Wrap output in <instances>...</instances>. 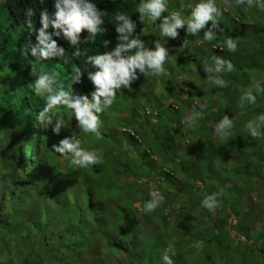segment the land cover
<instances>
[{"label":"trees","instance_id":"1","mask_svg":"<svg viewBox=\"0 0 264 264\" xmlns=\"http://www.w3.org/2000/svg\"><path fill=\"white\" fill-rule=\"evenodd\" d=\"M92 2L105 11V33L89 40L88 33L83 32L76 46L84 53L80 56H73L76 47L71 46L62 34L53 36L57 45L65 50L64 57H52L36 63L35 58L30 54L23 55L20 49L25 45L35 46L41 27L40 12L46 8L52 15L54 0H44V3H40V0H0V264H12L17 254H23L25 242L31 239L32 249L26 260L37 258L35 264H113V260L115 264H165L163 257L168 248L172 249L167 254L173 264H231V261L233 264H264V232H257L254 236L250 232L258 218L263 217L262 212H255L254 206H258L254 205L247 191L240 189L244 184L255 186L257 182L254 178L257 177L254 175L264 170V129L256 139L246 134L245 129L249 120L264 114V92L257 93L253 89L255 103L245 101L244 106H240L241 96L254 83L264 88V28L242 22V11L234 12L231 18L228 13H222L218 18L221 30L216 32L213 41L203 42V32H200L196 36L183 35L182 40L187 38L189 41L187 47L182 46L181 41L174 42L176 39L172 41V47L170 43H164L168 49H173L166 62L168 80L155 77L156 85L146 93L147 97H153L151 93L158 91L162 98H174L177 85L174 82L176 70L172 68L173 64L177 69L181 68L180 72L189 69L190 72L186 73L188 80L183 82V86L194 89V99L199 103L204 102L203 114L198 116L194 127H187L191 130L186 133L181 132L180 124H176L177 129L181 128L180 137L157 136L156 126L151 123L142 127L144 136L152 138L151 145L146 148L130 135L134 119L126 111L129 127L121 132L120 139L115 143L116 155L112 156L110 150L103 149L102 164L81 169L71 165V155L61 157L52 151V145L58 144L66 136L80 141L77 134L80 128H71L72 124L77 123L70 115L71 111L67 108L53 110L65 121L60 134H53L55 121L46 128L37 119L45 105V96L35 94L33 81L41 73L54 75L58 85L66 89L72 87L75 95H87L91 101L94 87L87 74L96 69L87 62V56L110 52L115 47L118 43L115 14L135 15L141 0ZM230 2L233 7L235 0ZM243 5L245 7L247 4ZM29 8L34 13L31 31L25 25V12ZM244 12L247 14L248 9L244 8ZM189 14L187 11L186 15ZM47 31L51 33L52 29ZM133 35L144 41L137 29ZM227 37H232L237 44L234 53L227 50ZM105 40L110 42L108 47L103 46ZM213 56L234 65L231 72L218 74L226 81L227 87L217 86L209 75L201 78L198 70L203 71L206 63L212 64ZM260 58L263 61H259ZM192 65L197 68L196 72H191ZM74 67H79L83 75L79 83L70 84ZM253 71L260 72V75ZM137 75L139 78L145 77L139 72ZM121 91V99H115L120 106L129 100L128 90ZM162 101L157 104L155 120L165 129L174 122L164 116ZM114 104L108 111L112 110ZM191 106L188 104L187 108L193 114ZM175 114L179 118L184 115L179 108ZM225 115L232 119L234 126L230 135L223 139L214 128ZM82 148L91 149L89 144H83ZM235 154L240 155L243 166L232 171L236 178L234 192L230 195L232 198L225 197L232 187L226 188L225 192L218 191L216 199L219 206L209 212L201 207L200 201L192 199L198 196V191L189 189L187 184L200 179L204 184L203 194L209 192L207 186L212 177H215V187L222 182L218 167L224 169ZM183 155L187 157L183 158ZM150 156L165 158L166 165L158 167L159 172L154 167L148 168L151 165L147 160ZM121 158L125 160L124 164L119 163L118 159ZM252 158L256 159L255 166L247 161ZM203 160L206 161L207 170L200 169ZM179 176L187 184L180 185ZM129 177L132 178L129 190L120 194L116 190L118 184ZM154 178V190L161 194L165 192L162 194L163 202L170 207L165 214L166 208L162 205L154 212L143 210L145 203L151 199L147 191L150 187L148 181ZM140 179L144 181L139 182ZM258 193L257 197L260 198L261 192ZM245 199L249 204L246 209H241L240 205ZM122 200L128 201V207L121 209L122 206L118 204ZM136 202L138 207H134ZM173 207H177L178 211L174 218ZM197 210L200 212L198 215H190ZM216 212L219 217L212 220V214ZM180 215L186 217L181 220ZM229 215L230 221L234 219V225L227 221ZM172 218L178 223L180 219V223L187 224L190 229L182 230L177 225L170 238L160 234L158 224H163L167 229ZM228 227L235 229V237L230 235ZM239 235H243L244 240L236 239ZM197 244L200 247H196ZM102 247L107 251L102 259L86 261L88 250L101 254ZM56 249H63V253H57Z\"/></svg>","mask_w":264,"mask_h":264},{"label":"clouds","instance_id":"2","mask_svg":"<svg viewBox=\"0 0 264 264\" xmlns=\"http://www.w3.org/2000/svg\"><path fill=\"white\" fill-rule=\"evenodd\" d=\"M221 2L229 7L232 6L230 0H221ZM40 3H44V0H40ZM245 3L251 7L254 0H235L236 5ZM255 3L264 10V0H255ZM184 8L190 9V14L187 17L182 16L180 11H174L164 16L163 14L167 11V0H141L136 11L139 13L140 22H143L145 18L153 23L160 21L158 25L160 35L165 38L175 40L179 36L178 29H184L186 36H196L203 32V42H211L216 39V32L221 30L218 18L222 15L220 8L217 6V0H201L195 5H182L181 9L183 10ZM33 14V9L31 8L25 12L27 17L25 25L29 31L33 29L31 20ZM104 16L105 11L100 10L92 0H54V13L52 15H49L46 8L40 12L41 27L37 32V43L35 46L29 47L25 45L20 51L26 56L30 54L31 57L35 58L34 61L36 63H41L52 57L63 58L65 50L59 47L52 37H59L62 34L71 46L76 47L80 43L81 34L86 31L88 39L94 40L98 35L106 31L103 27ZM114 19L118 25L115 27L118 43L110 52L87 56V62L96 69V71L88 72L87 74L88 80L94 87V91L91 93V101L87 95H75L72 87L66 89L63 85H58L54 75L41 73L33 81L35 94L37 96H45V105L38 113L37 119L46 128L55 121L52 127L53 134L59 135L61 129L65 126L64 119L53 110L67 108L71 111L78 128L85 133H92L97 137L101 136L100 114L113 105L116 94L122 87L129 92L132 91L130 85L132 81L139 78L137 72L144 76L151 75L154 77L169 75V72L164 67L170 56L169 49L164 47L159 40L154 41L153 49L146 47L145 41L133 35L137 25L128 15L118 12L115 14ZM209 24L211 25L210 27ZM49 28L52 29L51 33L47 31ZM109 43V41L105 40L103 46L108 47ZM188 43V39L185 38L182 46L187 47ZM225 44L229 52L234 53L236 51L237 44L232 37H227ZM82 54L84 53L76 47L73 56ZM233 68L234 65L230 61L213 56L212 64L206 63L203 66V71L210 76L213 83L217 86L227 87L226 81L221 79L218 74L225 71L231 72ZM191 71H197L195 65L191 66ZM82 75L81 69L74 67L70 84L79 83ZM253 89L257 93L264 92V88H261L259 83H254L241 96V107L244 106L245 101L255 103ZM192 112L193 116H190L187 121L188 127H194L196 124L195 118L201 114L196 111L195 107L192 108ZM117 114L122 116L124 112ZM155 121L153 119L148 124L155 123ZM233 126L232 119L225 115L216 123L214 130L221 138L226 139L230 135ZM245 129L253 139L259 138L262 135L261 129H264V114L249 120L245 124ZM52 151L58 153L61 157L71 155V165L81 169L103 163L102 152L85 150L81 147V141L74 140L69 136L60 140L58 144H53ZM155 157L150 156L149 159ZM152 163L154 162L150 161V164ZM220 170V174L223 173L222 169ZM223 170L226 174L227 171ZM150 196L151 199L145 203L143 208L148 213L153 212L164 201V196L157 191L151 192ZM250 197L252 199L251 195ZM262 199L264 200L261 195L258 203L254 202L253 199L252 201L254 205H260ZM244 203L246 202H242L240 208L247 207L243 206ZM218 206L216 194L207 195L201 201V207L209 212H213ZM262 216V218H258L261 226L264 225V214ZM263 229L262 226L259 230L260 234H263ZM195 246L200 247V244ZM171 251V248L165 250L163 257L165 264H173L167 254Z\"/></svg>","mask_w":264,"mask_h":264},{"label":"rangeland","instance_id":"3","mask_svg":"<svg viewBox=\"0 0 264 264\" xmlns=\"http://www.w3.org/2000/svg\"><path fill=\"white\" fill-rule=\"evenodd\" d=\"M217 1L219 2L218 6H219L221 12L222 13H228L230 18L233 16L234 12L236 13V11H242L243 12L242 13L243 18H241L242 22L244 21L247 24L251 23L252 25H257L259 29L264 28V18H263L264 17V10H262L261 8H259L256 5L255 0H254V3L251 7H249L248 5H246L245 7H244V5H236L235 2L234 3L232 2L233 7H229L227 5H224L223 3H220L221 0H217ZM231 1H234V0H231ZM199 2H201V0H167V11L164 13V16H167L174 11H180L182 16L187 17L188 16V15H186L187 11L190 12V9L184 8L182 10L181 6L182 5H188V4L195 5L196 3H199ZM244 8L248 9L247 14L244 12ZM0 14H1V9H0ZM258 16H260V18H257ZM130 18H131V20H133V22L136 23V25H137L136 29H137L138 33L140 34V36H142L144 38L146 47L153 49L155 40H159L162 45L164 43H167V44L170 43L171 47H172L173 39L165 38V37L160 35V31H159V27H158L160 21L153 23L150 20H148L147 18H145V20L143 22H140L138 12H136L135 15H133L131 13ZM241 19H240V22H241ZM209 26H211V25L209 24ZM178 30H179V36L174 42L179 43L181 41L180 43L182 44L183 40L185 39L184 38L182 40V37H183V35H186V32L184 29H183V31H181L180 29H178ZM164 47L168 48L167 46H164ZM174 47H176V45H174ZM169 52H173V49H169ZM259 61H263V58H260ZM167 66L168 65L165 63V65H164L165 69H167ZM172 68H174L176 70L174 82L177 85V90H176L177 92L174 94V98L172 97L171 100H167V98H165V97L162 98L161 93H158V91L151 93L153 95V97H151L150 95L147 97L146 93H148L150 88L153 89L156 85V81H155L156 78L155 77L145 76L143 78H138L137 80L132 81L131 85H130L132 88V91L130 93L128 91V96L130 97L128 102L125 104H122L120 106L116 101H114L115 104H114V107L112 108V110L108 111V108H107L104 110V112H102L100 114V120H101L100 133H101V136L97 137L95 134L85 133L81 129L77 130V134L79 135L80 141L82 143V147H83V144H89V147H91L90 151H97V152L101 151L102 152L103 149H108V150H110L109 153L112 156L116 155V153H115L116 149H114L115 143L117 140L120 139L121 132L127 130V128L129 127V122H126L127 119H126V115H125V112L129 111L130 118L134 119V123H133L134 125L132 126V124L130 123V128L132 126L131 131H130V133H131L130 135H133L141 146L149 148V146L151 145V139L152 138L150 136H147V137L144 136V134H143L144 132L142 131L144 128H142V127L148 125L149 121L156 118V114L158 113L157 104H158V102H160L162 100H163L162 105L164 107L163 109H165L163 112L165 115L164 114L163 115L168 116V118L171 121H173L174 124L167 125V127H165V129H164L156 120L155 123L154 122L152 123V125L156 126L155 134H157V136H163V137L168 136L171 138H175L177 136L180 137V135H179L180 131L179 130L181 128L177 129L178 127H176L178 124H180L182 126L181 132L186 133V132L190 131L191 130V129H189L190 127L187 129V127H188L187 121H188V118L190 116H193V114L187 108L188 104L193 105V107H195L196 111H199L201 113L200 115H202L203 111H201V110L204 107V102L201 101V103H199L200 101H197L196 99H194V95H193L194 91H195L194 89L183 86L184 85L183 82H186L188 80L187 77H189V76L186 75V73L190 72V71L188 72L189 69L183 70L182 72H180L181 68L177 69L173 64H172ZM198 71H200V74H202V77H201L202 79L207 77L206 73H202L203 71H201L200 69ZM191 72L193 73V71H191ZM253 72H255V74L257 73V71H253ZM257 75L259 76L260 72H258ZM262 76L264 78V75H262ZM161 77L164 78V80L165 79L168 80V78L166 76L162 75ZM148 84H150V87H147ZM142 85H144V86H142ZM200 85L201 84L198 83V87H200ZM121 89L123 90L124 88L122 87ZM121 92H122L121 90L117 92L116 99H121V96H120V95H122ZM154 95H155V97H154ZM165 96H167V95H165ZM189 101L191 103H189ZM175 103H177L178 105H176ZM177 108H179L180 111L182 110V112L184 114L183 117L179 118V116H177L175 114V110ZM120 112H124V115L121 116V115L117 114ZM195 119H198V117H196ZM207 126H209V125H207ZM71 128L77 129L78 127L76 124H72ZM173 131H175V132H173ZM111 132H113V133H111ZM109 133H111L110 138H109ZM246 134H248L247 130H246ZM104 136L106 138H104ZM213 137H214V135H213ZM182 138H184V137L182 136ZM104 140H107L106 141L107 143L106 144L104 143L102 145ZM132 144H134V143H132ZM101 145H102V148H101ZM183 156H184L183 158L187 157V155H183ZM258 156H260V155H258ZM102 158H104V155ZM118 160H119V163L122 162L124 164L125 160L123 158L118 159ZM147 160L154 162L148 168H151V167L152 168L154 167L153 169L157 168L156 170L158 172H159L158 167L166 165V162H167L165 158L162 159L161 157H158V156H157V158L155 157V158H152V159L150 158ZM247 161L249 163H251L253 166L256 165L255 164L256 159H254V158H252L251 160L247 159ZM205 162L206 161L203 160V162H202L203 165H202V167H200V169L207 170L205 168ZM242 166H243V161H242L240 155L235 154L234 158H232V160L224 168L227 171V173H226L227 177H226L225 171L222 169L223 173L220 174V179H222V182H220L221 184L219 183L218 186L215 187L213 185L215 183V181H214L215 177H212L211 182L208 183V186H207L210 189V191L205 192L204 194L202 191L204 188V184L202 181H200V179H196L195 180V181H197L196 183L190 182L187 184L181 178V176H179L178 178H180V179L178 181L180 183H182L180 185L184 186L185 184H187L189 186V189L192 188V190L198 191V196L192 197V199L196 202H199V201L201 202L202 199H204L205 196H207V195L216 194V196H218L217 195L218 191L225 192L226 188L231 189V187H232V190H230L229 193L226 194V196H225L227 199H229L231 197L230 195L234 192L233 184H234V180L236 179L233 176L232 171H233V169H236L237 167L241 168ZM220 169L221 168L218 167V173L221 172ZM215 170H217V169H215ZM254 176L257 177V178H254V181L257 182V184L255 186L251 185L249 187L248 185L244 184V185L240 186V189L243 190L244 192L247 191L252 196V199L254 200V202L256 201V203H258V201L260 199L257 197L258 192H261L262 193L261 195L264 198V170L260 171L259 173L257 172ZM155 179L156 178L152 179L150 182L148 181V184L150 185V187L147 189V191L149 193H151L153 191H157L160 193V191L154 190V183L153 182ZM141 180H142V182L144 181V179H140L139 182ZM131 181H132V178H130V177L128 180H123V182L118 184L119 186L117 187L116 190L120 194L128 191L130 188L128 185L131 184ZM205 182H207V181H205ZM224 184H225V186H224ZM162 194L164 195L165 192L163 191ZM188 197H189V195H188ZM186 199L190 200L189 198H186ZM244 202L248 203V201L246 199L244 200ZM246 203H244L243 206H247ZM118 205L122 206L121 209H124V208L128 207V201L123 202V200H122L121 202H119ZM161 205L164 206V209L166 208L164 210L163 214H165L166 211L168 212V210L170 208V207H167L168 204L166 202H163ZM256 205L258 207L254 206L255 212L257 213L259 210H261V212H262L261 216H262L264 214V210H262V209H264V207H263L264 206V200L262 199L260 201L261 206L259 204H256ZM134 207H138V202H136L134 204ZM246 208L247 207H244L241 209H246ZM199 211H201V210H199ZM227 211L228 210H226V213H227ZM173 212H174V216H173V218H174V217H176L175 215H178L177 207H173ZM199 213L200 212H198V210H197V211H193V213L190 215L196 216ZM219 213H220V216L222 218L223 217L221 215L222 211H220ZM219 213L216 212V213L212 214V217H211L212 220H215V218L217 216L219 217ZM179 217L182 218L181 220H183L186 216L180 215ZM173 218H172V220L169 221L170 226L167 229H165L163 224H161V223L158 224L157 228H158V231L160 232V234L162 233V234L166 235L167 237H169L170 235H173V231L177 225H180L182 230H185L187 228L190 229V227H188L187 224H182L183 222L180 223V219H179V223H178L176 221H173L174 220ZM229 218H230V215H229L227 221L229 223L231 222L234 225V219L231 218V221H230ZM223 221H225V218ZM232 224H230V225H232ZM143 226L148 227V225H145V224ZM262 226L264 228V225H262ZM262 226H261V223H259L257 221L255 223V226L253 228H251V230H250L251 234L254 236L257 232H259V230L261 229ZM195 231H200V230L196 229ZM228 231H229L231 236L235 237V235H236L235 229L231 230V228L228 227ZM243 238H244L243 235L236 236V239H238V240H244ZM28 241L29 242H27V243L25 242V245H24V246H26V248H22L23 254L22 255L17 254L14 257V262L12 264H35L36 263L37 258H33L32 261L26 260V257L31 253L30 251L32 249L33 239L28 240ZM101 250L103 252V253L101 252V254L100 253L95 254V252L88 250L87 254L88 253L89 254H88V257L86 258V261H88V259H89V261H95L98 258L102 259L104 257V254L107 253V251L103 247ZM55 251H57V253H61V254L63 253V249H60V250L56 249ZM255 254H256V256H258V253H255ZM79 255H81V254H79ZM120 256H122V255H120ZM109 258L112 262L113 258L111 256ZM49 260H47V262H49ZM72 260H73V262H75V260L73 258H72ZM123 260H124V258H123ZM45 262H46V260H45ZM112 263L115 264L114 260ZM48 264H53V262H49ZM231 264H233L232 261H231Z\"/></svg>","mask_w":264,"mask_h":264}]
</instances>
